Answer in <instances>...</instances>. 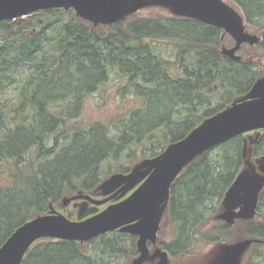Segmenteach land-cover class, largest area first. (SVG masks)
<instances>
[{
    "label": "trees",
    "instance_id": "trees-1",
    "mask_svg": "<svg viewBox=\"0 0 264 264\" xmlns=\"http://www.w3.org/2000/svg\"><path fill=\"white\" fill-rule=\"evenodd\" d=\"M235 1L249 24L264 29V0ZM37 15L52 17L34 20ZM92 24L74 10L62 9L22 22L0 21V175L4 170L11 174V186H0V248L20 226L48 214L65 196L80 190L95 196L105 161H120L132 144H142L148 134L154 137V130L164 125H175L167 134L170 143L182 141L206 119L245 99L264 76L252 61L221 55V30L201 22L138 20L124 26L121 21L104 26L102 33ZM162 41L175 46L171 57L158 54L156 43ZM258 48L264 52V31ZM115 69L144 105L127 123L120 121L116 133L102 124L86 130L73 126L70 121L81 112L85 95ZM216 89L222 95L214 104ZM68 98L73 100L66 108H52L51 102ZM64 138L70 140L62 145ZM243 143L242 135L208 151L173 184L172 238L162 242L172 256L189 254L201 241L231 238L233 225L210 227L208 221L244 164ZM219 149L222 155H211ZM32 151L34 160L27 158ZM252 155L264 160V135ZM116 172L130 173L125 164ZM258 214L264 216V190ZM243 222L246 236L259 241L248 264H264V220ZM128 237L115 231L87 243L41 240L22 264H101L82 252V244L102 240L114 257L137 254L136 244L124 250Z\"/></svg>",
    "mask_w": 264,
    "mask_h": 264
},
{
    "label": "water",
    "instance_id": "water-1",
    "mask_svg": "<svg viewBox=\"0 0 264 264\" xmlns=\"http://www.w3.org/2000/svg\"><path fill=\"white\" fill-rule=\"evenodd\" d=\"M172 9L177 15L225 31L236 46L228 52L234 57L245 43L256 45L260 39L246 32L243 17L223 0H0V21L17 20L48 10H74L95 25H115L127 16L151 6ZM264 130V78L259 79L246 98L206 119L185 139L168 151L141 165L134 174H116L110 183L125 189L142 183L127 199L100 211L102 202L83 196L74 204L77 220L72 221L53 210L20 226L0 248V264H22L33 245L42 239L89 242L120 230L138 236L139 257L133 264L160 259L167 264L169 253L157 250L152 256L148 243H156L171 189L184 170L197 158L230 140L249 132ZM264 190V163L261 173L241 172L225 194L226 209L221 219L233 225L250 221L256 214ZM72 199L65 204L69 205ZM250 241L237 243L225 252L218 264H240Z\"/></svg>",
    "mask_w": 264,
    "mask_h": 264
},
{
    "label": "rangeland",
    "instance_id": "rangeland-1",
    "mask_svg": "<svg viewBox=\"0 0 264 264\" xmlns=\"http://www.w3.org/2000/svg\"><path fill=\"white\" fill-rule=\"evenodd\" d=\"M227 5L234 8L238 11L245 20V15L243 14V10L237 6L234 0H223ZM40 13V12H38ZM34 13L25 18H18V22H22L24 20H29L33 17ZM52 16L45 17L44 15H37L34 17L35 19H49ZM184 18L182 16L177 15L172 9L166 8L158 5H151L138 13L126 17L122 24L124 26L129 25L130 23L138 20H166V19H180ZM37 20V21H38ZM246 31L253 36H257L262 40V32L264 29L262 26L249 24L245 20ZM92 27L95 29L96 33H102L105 31L104 25H95L92 24ZM126 27H124L125 29ZM261 35V36H260ZM235 40L228 35L226 32L221 31L220 37L218 40L217 49L221 55H227V51H230L235 46ZM259 45V44H258ZM257 46L251 44H244L240 53L238 54L241 57V60L252 61L254 65H256V69L260 72L264 71V52L261 51ZM156 47L159 51L158 54H162L166 58L174 53L175 46L166 41L157 42ZM264 76L261 77L263 79ZM128 87V80L121 76L117 69L111 70V74L109 79L103 83H101L95 92L85 95L83 103L81 105V112L75 119H72L70 122L73 126L79 129H89L93 125L102 124L105 125L109 132L116 133L121 129V123H127L128 120L132 117V113L138 110L140 107L144 105V100L137 95L132 93L131 88ZM127 88V89H126ZM222 95V91L220 89H216L213 93L214 104L220 101ZM13 96V94L11 95ZM57 99V98H56ZM73 99H64L61 101L57 100L55 102H51V106L55 110H60L63 107H67L70 105ZM236 103V102H235ZM233 103V104H235ZM231 104V105H233ZM61 107V108H60ZM228 108V107H227ZM226 108V109H227ZM178 112H182L181 108H179ZM122 121V122H120ZM175 125L168 126L164 125L162 128L154 130V137L152 134H148L143 138L142 144L134 143L132 144L121 156L120 161H116L111 159L109 161H105L102 165V180L100 186L96 190V195L93 196L95 201L102 202V205H99L101 211L108 208L110 205L119 203L125 199H127L132 193H134L140 186V182L134 184L132 187H127L126 189L122 186L113 187L110 183L111 179L114 175L119 174L116 172L120 165L125 164L131 173H138L141 171V165L144 161L153 159L164 154L173 143H170V140H167L170 130H174ZM264 135V130L249 132L243 135L244 141V150H247L245 154V161L243 166L240 169V172H248L249 169L254 170L256 173H261V167L264 163V160L257 156H253V148L255 144H257ZM51 139L50 141H52ZM70 140V139H69ZM69 140L64 138L61 140V144L64 145L68 143ZM53 144H50V147ZM64 147V146H63ZM214 150V149H213ZM133 154L135 156L130 157ZM156 154V156H154ZM223 154V149H219L213 152L211 155L218 158ZM36 154L30 152L27 155V158L34 160V156ZM158 155V156H157ZM38 167V161L35 162ZM185 172V171H184ZM10 173L3 171L0 175V186H11V180L8 179ZM8 179V180H7ZM89 195L85 191H77L72 197L65 196L62 201L56 206L51 207L49 214H52L53 210L58 213L66 216L72 221L77 220L78 210L73 207L74 203H80L82 201L83 196ZM68 199H72V202L69 205H66L65 202ZM170 202V200H169ZM166 206L164 216L162 219V224L160 227V231L158 234V245L151 248L152 254H154L155 249H161V242L169 241L172 238L173 227L169 220V203ZM225 208L223 206V200L220 205L215 208V213L210 217L209 226H221L226 222L221 219L222 214L225 212ZM264 216L260 214H256V216L252 219V221H263ZM233 233L231 238L222 239L217 242H207L201 241L197 246L189 254H183L179 256H172L170 254L167 264H218L223 258L225 252L231 246L245 241H250L251 245L244 252L241 258L240 264H248L251 256L253 257L255 253L254 244L259 241L249 239L245 234V222L243 220H237L233 224ZM109 238V237H108ZM45 240H54V239H45ZM124 250H130V246L133 244V240L130 237L125 240ZM82 252L86 255H91L97 258L101 264H133L137 259V254H132L124 257H114L110 255L109 250H105V245L102 240H97L93 244H82L81 246ZM159 261L153 262L151 264H158Z\"/></svg>",
    "mask_w": 264,
    "mask_h": 264
},
{
    "label": "flooded vegetation",
    "instance_id": "flooded-vegetation-1",
    "mask_svg": "<svg viewBox=\"0 0 264 264\" xmlns=\"http://www.w3.org/2000/svg\"><path fill=\"white\" fill-rule=\"evenodd\" d=\"M235 1V0H234ZM236 2V4H237V6L238 7H240L242 10H243V14L245 15V11H244V9L241 7V5H239V3L237 2V1H235ZM245 20H246V15H245ZM247 21V20H246ZM261 36V35H260ZM246 44V43H245ZM244 45V44H243ZM242 45V46H243ZM235 46H236V44H235ZM234 46V47H235ZM242 46L240 47V49L238 50V52L235 54V56L234 57H230L231 59H233V61H235V62H243V60H241L242 58L241 57H239L238 56V54L240 53V51H241V49H242ZM233 47V48H234ZM232 48V49H233ZM217 51H218V49H217ZM228 52L229 51H227L226 53H227V56H229L228 55ZM220 53V52H219ZM224 56H226V55H224ZM244 61H248V60H244ZM130 237H128V238H125V240H127V239H129ZM132 238V240H133V244H136V251H137V258L139 257V255H140V253H139V251H138V246H137V243H138V237H131ZM158 239H157V241H156V243H148V248H149V251H150V256H152L153 254H152V252H151V248H154V246H156V245H158ZM133 244L130 246V248H133ZM159 245H161L162 246V242L159 244ZM162 248H163V246H162ZM164 249V251H167L165 248H163ZM157 250H159V249H155V252L157 251ZM161 250V249H160ZM154 252V253H155ZM168 252V251H167ZM169 253V252H168ZM170 254V253H169ZM156 261H159L160 262V259H155V260H152V259H150V260H148L145 264H151V263H153V262H156ZM159 262H158V264H159ZM168 263V262H167Z\"/></svg>",
    "mask_w": 264,
    "mask_h": 264
}]
</instances>
